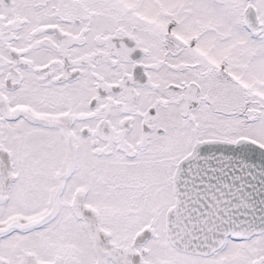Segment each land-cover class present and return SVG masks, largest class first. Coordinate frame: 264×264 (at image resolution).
<instances>
[{
	"label": "snow or ice",
	"instance_id": "snow-or-ice-1",
	"mask_svg": "<svg viewBox=\"0 0 264 264\" xmlns=\"http://www.w3.org/2000/svg\"><path fill=\"white\" fill-rule=\"evenodd\" d=\"M0 264H264V0H0Z\"/></svg>",
	"mask_w": 264,
	"mask_h": 264
}]
</instances>
